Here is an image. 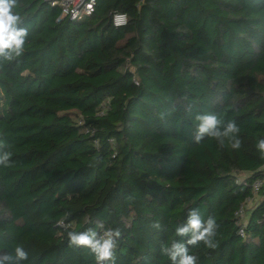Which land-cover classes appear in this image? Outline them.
<instances>
[{
    "label": "trees",
    "instance_id": "trees-1",
    "mask_svg": "<svg viewBox=\"0 0 264 264\" xmlns=\"http://www.w3.org/2000/svg\"><path fill=\"white\" fill-rule=\"evenodd\" d=\"M14 11L28 36L0 62V252L96 264L67 231L118 228L115 264H171L161 246L186 240L176 228L196 208L219 226L215 248L189 246L197 264H264V0H96L78 21L44 0ZM197 113L234 120L241 147L195 143Z\"/></svg>",
    "mask_w": 264,
    "mask_h": 264
},
{
    "label": "clouds",
    "instance_id": "clouds-1",
    "mask_svg": "<svg viewBox=\"0 0 264 264\" xmlns=\"http://www.w3.org/2000/svg\"><path fill=\"white\" fill-rule=\"evenodd\" d=\"M17 4L18 0H0V62L12 61L24 52L28 29L20 26L21 16L14 11ZM194 119L197 122L193 134L195 143L199 144L208 137L215 139L220 146L227 139L233 149L241 147L240 128L234 120L225 122L215 113H197ZM256 148L264 159V138L256 142ZM11 155V152H0V166H9ZM151 226L161 229L159 221H154ZM218 227L214 217L209 216L205 220L200 210L193 208L188 212L186 222L176 228V235L186 240L173 241L171 246L162 245L161 253L170 259L171 264H197V257L190 254L189 246L195 247L203 242L208 248H215L214 237ZM120 237L118 228H107L102 232L92 228L81 232L67 231L69 246L87 248L94 255L96 264H115V250ZM28 256V251L18 245L13 253L0 252V264H21L28 260Z\"/></svg>",
    "mask_w": 264,
    "mask_h": 264
},
{
    "label": "built area",
    "instance_id": "built-area-1",
    "mask_svg": "<svg viewBox=\"0 0 264 264\" xmlns=\"http://www.w3.org/2000/svg\"><path fill=\"white\" fill-rule=\"evenodd\" d=\"M51 6L60 7L63 16H68L71 20L78 21L93 13L96 0H44ZM127 15L125 13H116L113 17V23L116 27H122L127 24ZM260 183H255V192L259 190ZM242 213V210L239 212Z\"/></svg>",
    "mask_w": 264,
    "mask_h": 264
},
{
    "label": "rangeland",
    "instance_id": "rangeland-1",
    "mask_svg": "<svg viewBox=\"0 0 264 264\" xmlns=\"http://www.w3.org/2000/svg\"><path fill=\"white\" fill-rule=\"evenodd\" d=\"M257 203H258V200H256V201L250 203V204H249V209H253V208H255V206L257 205Z\"/></svg>",
    "mask_w": 264,
    "mask_h": 264
}]
</instances>
